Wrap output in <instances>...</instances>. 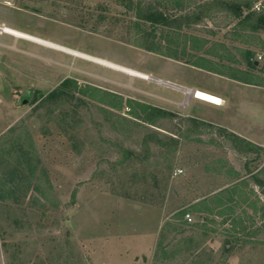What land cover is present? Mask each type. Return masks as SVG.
<instances>
[{"label": "rangeland", "instance_id": "rangeland-1", "mask_svg": "<svg viewBox=\"0 0 264 264\" xmlns=\"http://www.w3.org/2000/svg\"><path fill=\"white\" fill-rule=\"evenodd\" d=\"M179 1L175 15L201 0ZM135 20L115 0H0V26L151 76L0 29V146L16 157L0 158V264H264V232L245 235L230 219L264 222V190L253 178L264 182V151L242 153L223 134L264 148V20L244 31L214 11L180 30L197 49L187 46L179 59L164 55V41L145 50ZM244 69L257 84L227 75ZM65 78L78 89L50 99ZM193 88L222 104L185 91ZM108 92L120 106L103 101ZM19 146L28 155L16 156ZM13 171L26 180L4 193L14 180L1 172ZM240 179L244 194L234 198Z\"/></svg>", "mask_w": 264, "mask_h": 264}, {"label": "trees", "instance_id": "trees-1", "mask_svg": "<svg viewBox=\"0 0 264 264\" xmlns=\"http://www.w3.org/2000/svg\"><path fill=\"white\" fill-rule=\"evenodd\" d=\"M173 0H149L148 2L142 0H115V2L125 8L126 11L132 12L134 17L136 18L134 22V26L137 27V32L141 34L143 38L142 47L147 51H157L158 46L161 41L165 42V50L164 55L169 56L174 59H179L180 56L186 54V47L189 46L192 49H197L195 45L194 36L184 35L181 38L180 30L184 26H190L198 23L205 17H208L214 11H226L230 17L236 19L237 22L235 26L244 30H257L262 28L261 21L264 20V4L257 10L253 8L255 1L258 0H201L199 3H196L193 6V12L184 15H175L169 11L171 9V4ZM176 2H180L179 0H175ZM141 23V24H140ZM148 24L149 29H145L143 24ZM161 27L163 29L161 37H158L155 33L156 29ZM163 32H165L163 34ZM167 32V33H166ZM173 36L175 39H173ZM162 38V39H161ZM246 63L248 67L251 69H255L258 67V62L251 59L249 55H251V51H246ZM186 61L192 65L203 67L197 60L186 59ZM239 74L237 70H233L230 74H227L229 77L233 79H237L239 81L249 83V84H257L255 81V74L250 71L242 70ZM220 73V72H219ZM78 89L76 81L65 78L55 89L48 93V97L52 100H56L62 95L68 94L71 90ZM118 95L115 93H107L106 97H104L103 101L111 106H120V100H117ZM159 116L172 115L171 112L165 111L160 108H153ZM195 122V120H193ZM196 122L200 123L201 121L196 120ZM224 135H227L231 138L234 147L240 150L242 153L249 152H258L264 151V148L253 143L252 141L232 132H224ZM174 143H176L175 139H172ZM12 150V149H11ZM15 155L21 153L22 155H28L27 151H24L22 146H19V149H16ZM25 152V153H24ZM6 155H11L12 158L16 159L13 156L8 148H2L0 146V158ZM17 156V155H16ZM18 159H21V156H18ZM27 160L22 163L25 165H29ZM4 163V162H3ZM5 168V167H3ZM231 169V168H230ZM30 174V172H27ZM235 178H239L238 174L235 173ZM10 176L12 180H14L12 184H4V188L2 191L4 193L13 194L17 192L18 188V180L21 178L22 180H26V176L24 174H20L19 171H13L12 174L1 172V177ZM255 183L264 190V182H260L257 179V176L254 175ZM245 183V180L240 179L236 183H234L230 189L232 190L233 196L235 195L241 196V193L244 194L241 188V185ZM26 190V189H25ZM24 190V191H25ZM228 189L221 188L220 190L213 193L210 197H204L200 201H197L193 206L199 205L201 203L209 201V199H215L219 195L223 194ZM264 192V191H262ZM235 193V194H234ZM242 194V195H243ZM242 197V196H241ZM2 198V195L0 196ZM236 200V199H235ZM234 200V201H235ZM256 204L252 207L255 212ZM185 211H181V215H183ZM226 216H230V213L226 211ZM231 221L236 224L238 228V232L244 233L248 236H256L260 232H264V222L257 224H253L250 226L245 225L243 219L240 216L230 217ZM223 222L227 220V217L222 219Z\"/></svg>", "mask_w": 264, "mask_h": 264}, {"label": "bare ground", "instance_id": "bare-ground-1", "mask_svg": "<svg viewBox=\"0 0 264 264\" xmlns=\"http://www.w3.org/2000/svg\"><path fill=\"white\" fill-rule=\"evenodd\" d=\"M0 29L3 32H6V33L11 34V35H14L16 37H24V38L29 39V40H33V41H36V42H39V43H42V44H46V45L51 46L53 48H56V49H59V50L65 51V52H69V53H72L74 55H77V56H80V57H84L86 59H90V60L98 62V63L105 64V66L108 65V66L113 67V68H115L117 70H121L123 72H126L129 75L140 77L141 79L142 78L143 79H151V76L149 74L144 73V72L132 70V69L117 65L115 63L108 62V61H106L104 59H100L99 57L96 58V57H93V56H90V55H86V54H84L82 52L78 53V52L71 51L69 49H66L67 47L65 48V47H62L59 44H55V43H51V42H47V41L41 40V39H39V38H37L35 36H31L29 34H26V33L22 32V31H19L17 29L11 28V27H9L7 25L0 26ZM185 91L187 92V94L191 93V94H193L195 97H197L199 99H203L205 101H210V102H217V98H215V97L211 96L210 94L205 93V92H203L201 90L186 89Z\"/></svg>", "mask_w": 264, "mask_h": 264}, {"label": "crops", "instance_id": "crops-1", "mask_svg": "<svg viewBox=\"0 0 264 264\" xmlns=\"http://www.w3.org/2000/svg\"><path fill=\"white\" fill-rule=\"evenodd\" d=\"M193 89L201 90V91H203V92H205V93H208V94H210L211 96H213V97L218 98L219 100H221V101H218V102H210V101H206L207 103H209V104H211V105H214V106H220V105L222 104V98H221L220 96H218L217 94H214V93H212L211 91L206 90V89H201V88H193ZM196 98H197V97H196ZM198 100H199V99H198ZM201 100H203V99H201ZM203 101H205V100H203Z\"/></svg>", "mask_w": 264, "mask_h": 264}, {"label": "built area", "instance_id": "built-area-1", "mask_svg": "<svg viewBox=\"0 0 264 264\" xmlns=\"http://www.w3.org/2000/svg\"><path fill=\"white\" fill-rule=\"evenodd\" d=\"M253 8H256L258 10L259 4L258 3H254ZM258 58L260 59L261 56H258ZM186 216L189 218V215L188 214H186Z\"/></svg>", "mask_w": 264, "mask_h": 264}]
</instances>
